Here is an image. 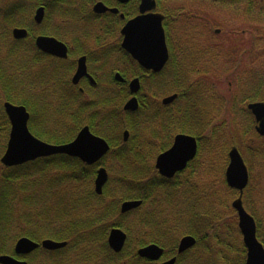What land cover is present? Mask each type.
Listing matches in <instances>:
<instances>
[{
	"label": "flooded vegetation",
	"instance_id": "af4514ba",
	"mask_svg": "<svg viewBox=\"0 0 264 264\" xmlns=\"http://www.w3.org/2000/svg\"><path fill=\"white\" fill-rule=\"evenodd\" d=\"M211 1L217 5L216 10L220 13L226 12L223 9H228L234 14H238L235 13V10H241L252 25L255 22L259 23L257 19L264 18V0H0V78L10 84L13 78H23V86H18V88L12 86L9 89H24L21 95L28 105L27 107L9 101L2 103L0 101L8 119L10 132L11 122L6 113V103L24 106L29 113V131L34 137L43 140L39 135H46L47 131L54 133L55 130L49 128V115H59V109L65 110L63 120H68L72 128H75L81 111L84 122H89L95 113L96 91L94 89H99V94H103L109 89H117L124 93L122 95L123 104L120 107L122 116L134 118V115L143 108L136 127L138 134L135 143L140 152L154 158V168L160 177L168 181L185 180V182L188 178L192 182L199 183L202 177L205 180L209 177L213 180L211 172L217 170L214 184L222 188L225 182L222 136L214 139V136L208 135L205 120L198 123L200 134L193 135L190 132L192 106H199L205 112L209 106L207 93L198 99L195 91L197 89H203V91L217 89L214 101L210 96L211 106L209 107L215 109L216 115L212 126H216L220 133L225 123L221 120L224 105L223 93L216 86H207L204 82L206 79H197L198 75L199 77L206 75L205 63L210 56L208 52L211 51L210 47L208 49L206 46L203 49L200 48L199 42V39L209 32L207 27L209 7L207 4H211ZM179 2H185V5L177 4ZM97 3H103L109 10L97 13L95 11ZM151 15L163 17L162 25L165 31L168 58L159 70L144 66L124 46L123 30L127 24L139 17L150 18ZM16 29L24 30L26 36L17 39L14 34ZM255 30L253 29V32L256 33ZM214 33L220 34L221 30L215 29ZM255 33L250 40V47L242 49L240 58L234 59L235 62L237 61L236 71L238 68H242L241 59L244 55L251 56L250 69L244 70L253 78L258 72L254 62L264 58L260 47L258 48L260 50L257 49V41L262 38L256 37ZM152 51L153 48H142L141 53L152 56L150 54ZM159 56L161 55L158 52ZM81 66H83L85 74L75 80ZM222 70L223 67H221ZM177 75L184 77L182 84L178 87L176 86ZM117 77L122 81L117 80ZM134 80L139 81L140 91L136 95L132 94L130 90ZM1 89L4 88L0 83V98L3 96ZM174 89H187L184 92L183 100L177 105L179 94L173 92ZM173 95H177L178 98L170 104H165L164 100ZM133 97L138 100V109L135 111L125 110V105ZM193 99L197 103H193ZM143 100H148V102L145 104ZM255 103L264 104V89L259 91L255 89L237 90L233 95V101L228 103L233 107L234 112L237 111L234 113L235 117H233L232 123L235 121L234 118H237L238 123L240 122L236 114L240 117L241 112H245L247 116L246 118L243 115V118L240 117L242 133L240 135L237 133V137L233 138L232 145L227 152L228 163L229 153L233 148H237L242 157L241 150L249 156L250 164L247 165L245 162L249 172V184L242 194V201L247 212L254 218L261 210L254 207V204L250 206L252 211L246 207H249L251 203L250 188L253 179L249 166L254 164L252 162L256 163L257 161L264 167V136L257 131L259 122L248 108L250 104ZM106 113V108L99 107V114L105 115ZM148 114L154 118L152 123L146 118ZM182 115L184 116L180 117ZM183 124H187L186 131L181 130ZM84 127H89L93 133L90 125L84 123L77 130L75 138ZM126 131L129 133L127 141L124 140ZM233 134L235 133L233 132ZM179 135L195 138L197 154L184 170L168 179L160 175L156 168V161L160 155L174 147ZM131 138L130 130H123L119 137L121 146L127 144ZM74 159L85 164L79 158ZM105 159L106 157L94 164L98 166L97 171L100 168H106L104 166ZM195 166L203 172L202 176L200 172L191 175L193 167L197 170ZM106 170L108 171L107 168ZM198 174H200L199 178ZM233 192L236 199L240 197L238 190H233ZM235 214L237 216V212ZM12 233L13 231L10 230L8 238L0 240V243L5 244L2 246L5 252L0 256H10L26 264H48L49 258L56 259L57 263L55 264H76L73 260L70 261V257L72 259L78 252L52 254L56 251H49L40 246L33 252L18 253L16 245L21 238L26 236L15 239L11 237ZM42 241L35 240L37 243ZM152 244L155 243H150L140 249ZM173 257L148 261L160 264ZM58 261L61 262L58 263Z\"/></svg>",
	"mask_w": 264,
	"mask_h": 264
},
{
	"label": "trees",
	"instance_id": "16d2710c",
	"mask_svg": "<svg viewBox=\"0 0 264 264\" xmlns=\"http://www.w3.org/2000/svg\"><path fill=\"white\" fill-rule=\"evenodd\" d=\"M183 78L176 76L177 87L182 84ZM10 82L11 84L0 78L4 88L1 89V103L9 101L28 107L21 95L24 89H9L12 86H23L24 79L16 77ZM256 87V91L264 89V80L261 79V83ZM94 90L95 113L89 122H84L81 111L75 128L67 129L64 124L62 135L52 140H46L42 137L44 134L39 136L51 144H66L74 140L77 130L87 123L93 133L106 139L111 151L104 160V166L108 169L110 178L103 194L99 196L94 190L98 166H87L68 156L41 158L15 168L2 167L0 240L7 239L12 230L11 237L15 239L26 236L36 241L52 239L67 242V248L52 254L82 252L88 259L98 262L97 264H153L137 255L138 249L150 243L163 247L166 259L177 256L176 264H217L209 259L213 255L221 260V264H245L246 249L240 240L242 236L237 224L221 211L225 195L232 196L234 192L225 182L222 188L215 185L214 193V183L210 184V188H205L202 183L192 182L188 178L185 182L168 181L160 177L154 168V158L140 152L135 143L138 134L136 127L143 108L134 118L124 117L120 114L123 92L109 89L99 94V89ZM186 90H173L179 94L176 105L183 100ZM195 91L198 99L207 93V98L212 96L214 101L217 94V89ZM192 101L197 103L195 99ZM147 102L148 100H143V103ZM99 107L106 108L107 113L99 114ZM64 111L59 109L58 114L64 116ZM190 116V132L193 135L200 134L198 123H201V120L207 122L206 133L214 136V139L222 136L224 140L226 132L230 130L229 126L226 128L224 125L220 131L222 134L217 129L211 130L216 118L215 109L211 107L205 112L199 106L193 105ZM146 118L151 123L154 119L149 114ZM186 127L187 124H183L181 130L186 131ZM125 129L130 130L132 138L121 146L119 137ZM9 133L8 119L0 104V159L6 150ZM229 147L230 144L226 149L223 147L224 157ZM196 168L197 170L192 168L191 175L200 172L202 176L203 172ZM211 180L208 178L206 181ZM129 200H141L143 205L131 213L122 215L121 204ZM223 208L225 212L232 210L225 201ZM140 211H144V214L142 213L138 220L132 223L126 221L130 215ZM258 220L256 217L258 238L263 241ZM114 227L123 229L128 235L125 249L120 254H115L107 243L108 234ZM41 231L44 233L41 234ZM187 235L195 237L197 245L178 256L179 241ZM4 245L0 243V254L5 252L2 249ZM53 263H57L56 259L49 258L48 264Z\"/></svg>",
	"mask_w": 264,
	"mask_h": 264
},
{
	"label": "water",
	"instance_id": "95a60500",
	"mask_svg": "<svg viewBox=\"0 0 264 264\" xmlns=\"http://www.w3.org/2000/svg\"><path fill=\"white\" fill-rule=\"evenodd\" d=\"M109 10L103 3H97L95 11L104 13ZM116 12V10H113ZM150 18L139 17L127 24L123 30L125 36L124 46L133 55V57L144 64L149 69L159 70L165 64L168 54L165 44V31L162 25L163 17L161 15H151ZM17 39L24 38L26 32L22 29L14 31ZM142 48H153L147 56L141 53ZM158 52L161 56L158 57ZM66 56V55H65ZM80 68L77 80L82 74H85L84 68ZM117 80L122 81L117 77ZM131 93L137 94L139 81L134 80L131 83ZM177 95H173L164 100L165 104L175 101ZM249 110L257 118L259 126L257 131L264 136V104L255 103L249 105ZM6 113L11 122V133L7 149L1 159V163L6 167H15L25 163L46 158L54 155H67L73 158H79L88 165L99 163L110 151L108 142L91 133L89 127H84L78 136L72 142L63 145H52L34 137L28 128L29 113L24 106H16L11 103L5 104ZM138 109V100L133 97L125 105V110L135 111ZM129 133H124V140H128ZM197 154V142L195 138L185 135H179L176 138L174 147L168 152L160 155L156 161V168L160 175L165 178H173L177 172L184 170L188 163L192 161ZM230 163L226 171V182L230 188L240 192V197L236 199L232 206L238 212L239 228L243 235V242L247 249L246 264H264V246L257 238V226L255 219L248 214L243 206L242 194L249 183V173L245 162L237 150L233 148L229 153ZM109 180L108 172L105 168H100L97 172L95 181V191L98 195L103 194V189ZM142 201H126L121 206V213L125 214L139 208ZM127 242V234L120 228H113L108 237V244L115 253H120ZM197 243L193 236H185L181 239L178 247V254L182 255L192 249ZM44 249L56 251L67 246L66 242H57L53 240H44L41 244ZM40 247V244L28 239L21 238L16 250L18 253L33 252ZM164 249L158 245H149L138 250V255L142 258L159 261L164 255ZM177 257H174L160 264H175ZM1 264H26L13 259L10 256H0Z\"/></svg>",
	"mask_w": 264,
	"mask_h": 264
},
{
	"label": "rangeland",
	"instance_id": "374dc122",
	"mask_svg": "<svg viewBox=\"0 0 264 264\" xmlns=\"http://www.w3.org/2000/svg\"><path fill=\"white\" fill-rule=\"evenodd\" d=\"M177 4H182L185 5V2H179ZM207 4L209 7V10L207 12V16L209 17V24L207 23V27L209 32L207 33L206 36L202 37L199 39L200 42V48L203 49L204 46L208 49V47L211 48V51L208 52L210 55L207 59V62L205 63V69H206V75L199 77L197 76V79L202 78L206 79L204 82L207 84V86H216L218 87L219 91L223 93V100H224V105H223V114H222V119L223 122H225L224 127H231V131L228 133L226 132V137H224V149H226L229 144L233 141L234 137H237V133L240 135L242 133V128H241V118L242 115L244 118H246L247 114L245 112H241L242 115L240 117L236 114L238 117V120L240 122H237V118H234L235 121L231 123V120L233 117H235L236 112L231 111L233 110L232 106H229L228 103L231 102L234 93L239 90H247V89H258L256 87L258 84L261 83V79L264 80V58L263 60L257 59L256 62V70L258 71L256 74V77H250L244 69L248 68L250 69V64L252 60H250V57L248 54H245L244 57L241 59L242 61V68H238L236 71L237 67V61L235 62V58L238 57L240 58V51H243L242 49H247L250 47L251 42L250 40L253 37V29H256L255 36L256 37H261L262 39L258 42L257 44V49L260 47V51H262V55H264V18H259L257 19L259 23L251 24L247 17L243 15L241 10L236 11L234 14L230 12L228 9H223V11L226 12H218L216 10L217 5H212ZM213 8H212V7ZM215 29H220L221 33L220 34H215L214 30ZM258 53V51H256ZM221 67H223V70L221 71ZM242 70V74H241ZM244 74V75H243ZM238 75V76H237ZM242 81V82H240ZM241 84L242 87H241ZM211 100L210 97L208 98V104L211 106ZM208 106V107H209ZM215 107V106H214ZM213 108V107H212ZM214 110V109H213ZM213 112V111H212ZM214 113V112H213ZM242 117V118H243ZM63 116L60 115H54L51 114L48 116V119L50 120L49 128L55 129L51 133L49 131L46 132V135L42 136L46 140H52L55 138H58L60 135H62L64 128L63 125L65 124V127H72V125L69 123L68 120L64 119ZM233 121V120H232ZM237 127V128H235ZM63 130V131H62ZM212 131H217L216 126L214 128H211ZM233 132L235 134H233ZM210 133V132H209ZM231 147V146H230ZM229 147V149H230ZM239 150L240 147H238ZM228 149V151H229ZM227 151V152H228ZM243 157L245 159V162L247 165L250 164L249 156L247 153L242 152ZM227 154V153H226ZM224 171L226 170V166L228 165V158L227 155L224 157ZM252 162V161H251ZM254 163L253 165L249 166L251 167L252 171V184H251V195H250V204L247 209L252 211L251 204H254V207L260 209L261 211L259 214H257V218L259 219L261 224V233L262 236L264 237V167L262 165H259L256 161L252 162ZM213 165V164H212ZM2 168V165L0 164V170ZM218 171L214 170L211 172V175L213 176V180L210 182L206 181L205 179H202L199 183H202V186H205V188H210V184H213L215 182L216 176H217ZM210 178V177H209ZM215 184L214 187L212 188V192L216 193L215 190ZM113 188V185L111 186ZM200 190V188H199ZM224 199V195H223ZM236 199L235 195L232 196H226L225 195V200H223L222 203V208L221 211L222 213L228 215L229 219H234L233 221L236 222L237 227H238V219L236 214L234 213L233 210L229 211H224L223 204L224 201L225 203L231 207L232 202ZM144 211H140L138 214H132L130 215L126 221L129 223L134 222L135 220H138L143 214ZM119 218H115V220H118ZM222 232L223 229H222ZM44 231H41V234H43ZM240 239V238H239ZM241 242L243 243L242 238L240 239ZM213 245V242H212ZM200 250V249H199ZM202 252V250H200ZM77 253V252H75ZM68 254H71L68 251ZM231 257V253L229 254ZM232 258V257H231ZM209 259L217 264H221V260L218 259L217 256L213 255L210 256ZM74 261L76 264H97L98 262H94L91 259H88L87 256H84L82 252L80 254L78 253L76 256L70 257V261ZM68 261V260H67ZM61 261H58L60 263Z\"/></svg>",
	"mask_w": 264,
	"mask_h": 264
}]
</instances>
